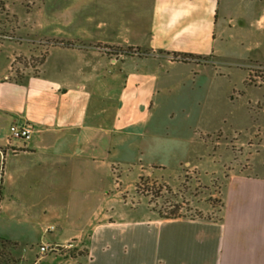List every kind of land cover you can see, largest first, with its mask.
I'll list each match as a JSON object with an SVG mask.
<instances>
[{
  "label": "crops",
  "instance_id": "obj_1",
  "mask_svg": "<svg viewBox=\"0 0 264 264\" xmlns=\"http://www.w3.org/2000/svg\"><path fill=\"white\" fill-rule=\"evenodd\" d=\"M52 1L64 27L46 33L63 40L36 73L0 75V117L33 127L31 138L0 144L3 184L30 177L61 206L54 238L30 242L34 262L46 243L63 248L36 264H264V146L245 152L248 166L233 167L218 218L162 217L150 202L112 200L113 189L124 191L105 182L121 154L145 147L138 137H150L153 108L197 92L202 73H221L220 61L196 56L219 53L220 20L241 0ZM258 127L264 138V121ZM197 207L205 214L218 205Z\"/></svg>",
  "mask_w": 264,
  "mask_h": 264
},
{
  "label": "rangeland",
  "instance_id": "obj_2",
  "mask_svg": "<svg viewBox=\"0 0 264 264\" xmlns=\"http://www.w3.org/2000/svg\"><path fill=\"white\" fill-rule=\"evenodd\" d=\"M52 2L0 0L2 77L36 73L50 45L63 40L48 35L64 27L62 20H57L60 12L52 11L55 5ZM66 2L64 0V5ZM261 2L241 0L230 4V16L220 20L219 53L199 57L220 61L221 73H202L198 85L201 82L202 86L197 92L171 100L168 107L152 109L148 115L150 137L145 141L138 137L139 143H145L143 150L138 147L128 156L121 154L124 159L116 177L105 179L109 183L118 180L119 189L124 191L121 195L123 193L116 194L113 189L110 192L112 200L123 202L122 197L135 205L150 202L164 214L221 216L224 204L221 191L233 167L237 164L248 166L245 152L264 146L258 127L264 121L259 111L264 110V21L260 22L264 1ZM182 103L189 104L187 113L171 109ZM3 120L1 116L0 144H5L7 139L15 142L21 139L11 137V125L15 122ZM0 166L3 174L0 234L11 236L5 239L0 235V264H36L46 253L52 263L53 249H41L34 262L30 242L37 246L57 234L60 228L57 210L61 207L55 210L58 196L34 186L30 177L15 175L4 185L1 154ZM142 174H145L143 180ZM140 182L141 189L138 188ZM210 199L218 207L214 213L204 214L197 206ZM66 200L64 205L69 206L67 196ZM64 214L68 216L70 212ZM69 226L73 227L70 223Z\"/></svg>",
  "mask_w": 264,
  "mask_h": 264
},
{
  "label": "built area",
  "instance_id": "obj_3",
  "mask_svg": "<svg viewBox=\"0 0 264 264\" xmlns=\"http://www.w3.org/2000/svg\"><path fill=\"white\" fill-rule=\"evenodd\" d=\"M11 137L21 138V139H29L33 134V127L28 122H15L11 125ZM1 170V169H0ZM3 174L0 171V185L2 184ZM43 251L48 249L56 250L57 246L51 247L49 244H45L41 246Z\"/></svg>",
  "mask_w": 264,
  "mask_h": 264
},
{
  "label": "trees",
  "instance_id": "obj_4",
  "mask_svg": "<svg viewBox=\"0 0 264 264\" xmlns=\"http://www.w3.org/2000/svg\"><path fill=\"white\" fill-rule=\"evenodd\" d=\"M188 55H190V54H182V58L183 59H186L187 57L186 56H188ZM191 56H193L194 57V55H192L191 54ZM196 57H202V56H196ZM143 178H144V176H141V179L143 180ZM138 188L139 189H141V182L138 184ZM160 212V214H161V216L162 217H175V216H179L178 214H164L161 210L159 211ZM200 215H202V214H200Z\"/></svg>",
  "mask_w": 264,
  "mask_h": 264
}]
</instances>
